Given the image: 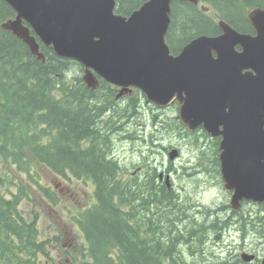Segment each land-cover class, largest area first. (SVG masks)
Wrapping results in <instances>:
<instances>
[{"label": "trees", "instance_id": "trees-1", "mask_svg": "<svg viewBox=\"0 0 264 264\" xmlns=\"http://www.w3.org/2000/svg\"><path fill=\"white\" fill-rule=\"evenodd\" d=\"M146 1L116 0L117 13L129 16ZM201 4L213 14L173 2L166 36L173 53L193 38L216 34L215 17L248 31L247 12L264 9V0ZM14 15V9L0 0V264H43L52 259L54 245L62 247L57 236L43 237L37 211L27 216L21 208L31 200V188L58 204L53 191L39 181L38 166L67 180L83 177L94 182L85 209H64L83 238L65 251L74 264H202L209 256L200 235L187 240L189 222L179 212L189 207L162 185L119 180L118 174H129L134 164L120 165L110 155L112 137L102 134L114 119L113 114L105 120L110 115L108 83L89 89L77 75L76 67L84 69L80 63L59 57L38 39L47 58L43 63L23 41L2 29ZM136 106L132 100L131 116ZM188 199L185 196L186 203Z\"/></svg>", "mask_w": 264, "mask_h": 264}, {"label": "water", "instance_id": "water-1", "mask_svg": "<svg viewBox=\"0 0 264 264\" xmlns=\"http://www.w3.org/2000/svg\"><path fill=\"white\" fill-rule=\"evenodd\" d=\"M4 1L16 11V17L2 23V29L23 41L43 63L47 58L38 38L59 57L81 63L83 80L92 90L99 87L98 74L109 83L139 88L149 102L160 106L185 93L180 118L191 127L206 122L204 100L214 88L208 77L215 72L238 74L242 83L237 88L232 83L231 90L241 99L238 106L255 114L260 147L258 168L253 175L251 168L243 169L242 179L246 180L234 184L248 197L264 202V9L248 11L255 37L221 21L220 36H199L175 56L166 40L172 4L198 5L200 0H147L129 16L116 12V0ZM202 10L208 8L202 6ZM236 46L243 52H236ZM251 68L255 76L241 75Z\"/></svg>", "mask_w": 264, "mask_h": 264}, {"label": "flooded vegetation", "instance_id": "flooded-vegetation-1", "mask_svg": "<svg viewBox=\"0 0 264 264\" xmlns=\"http://www.w3.org/2000/svg\"><path fill=\"white\" fill-rule=\"evenodd\" d=\"M196 6H200L206 14L211 12L209 8L203 11L201 2ZM15 17L16 11L11 19ZM246 19L251 28L243 31L229 21L215 17L213 22L219 30L206 36H220V22L225 21L237 32L255 37L257 33L248 12ZM182 49L171 52L177 56ZM236 52H243V48L236 46ZM213 58H218L216 52ZM80 71L83 78L85 68ZM247 74L255 76L256 71L251 68L241 73ZM95 75L99 81L96 89H100L106 80ZM224 75L215 72L208 77L214 88L204 100L207 119L203 124L192 127L180 118L185 93L182 96L177 94L168 105L160 106L149 102L139 88H124L106 81L108 85L105 87L111 97L110 115L106 118L114 114V119L110 129H103L102 134L112 137L110 155L123 167H126V161L117 147L129 145L138 136L142 138V160L134 164L129 174L119 173V180L162 185L173 192L184 207H189L179 211L182 218L189 222L187 240L190 238L192 241L195 235H200L197 238L204 250L214 248L211 253L214 256L210 257L205 251L209 257L202 259V264H264V202L248 197L234 184L237 180H246V177L242 179L243 169L251 168L253 175V169L258 168L260 131L255 114L250 115L246 109L239 107L241 99L236 96V90H231L232 83L236 88L237 83H242L240 76L234 72ZM103 95L106 96L105 92ZM132 100L137 102V112L133 116L129 113ZM115 112L122 114L115 115ZM141 120L138 130L135 124ZM261 133L264 135V130ZM75 180L94 185L92 180L83 177ZM251 182L254 183V180ZM201 189L204 194H200ZM185 196L189 197L187 203ZM208 197L210 200L207 201ZM194 232L196 234L193 235Z\"/></svg>", "mask_w": 264, "mask_h": 264}, {"label": "rangeland", "instance_id": "rangeland-1", "mask_svg": "<svg viewBox=\"0 0 264 264\" xmlns=\"http://www.w3.org/2000/svg\"><path fill=\"white\" fill-rule=\"evenodd\" d=\"M210 13L213 14L212 12ZM76 71H78L77 75L82 77L83 73H81L80 69L76 67ZM140 123H142V120L141 122L137 121L135 124V128L138 130L140 129ZM117 150L126 161V165L128 164V167H133V164H137L142 160V138L138 136L129 145L121 144L117 147ZM36 169L40 174L39 181L53 191L58 204L54 205L44 196L40 197L31 188L33 190L30 193L31 200H25L21 208L27 216H29L30 212L37 211L40 217L39 227L43 237L57 236L61 242L59 245H62V247L54 245L52 247V259H45L46 261L43 264H74L71 257H66L65 251L78 246V243H83V238L77 226L70 223L68 212L64 209L69 208L75 212L85 209L92 198L93 186L90 183L87 184L75 180V178H71L70 180L64 179L45 167L38 166ZM196 188L199 187L197 186ZM203 192V189H201L200 194H204ZM208 200H210L209 197L207 198ZM206 250L209 255H212L211 253L212 250L214 251V248L212 247L211 250L209 247Z\"/></svg>", "mask_w": 264, "mask_h": 264}, {"label": "bare ground", "instance_id": "bare-ground-1", "mask_svg": "<svg viewBox=\"0 0 264 264\" xmlns=\"http://www.w3.org/2000/svg\"><path fill=\"white\" fill-rule=\"evenodd\" d=\"M108 117V116H107ZM107 118H105V120H106ZM120 163V162H119ZM220 261V260H219ZM207 264H208V262H207Z\"/></svg>", "mask_w": 264, "mask_h": 264}]
</instances>
